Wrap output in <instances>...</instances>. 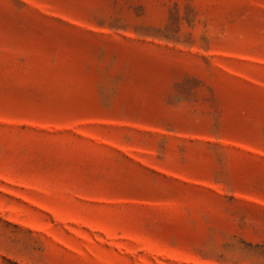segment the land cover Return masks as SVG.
Here are the masks:
<instances>
[{
	"label": "rangeland",
	"instance_id": "obj_1",
	"mask_svg": "<svg viewBox=\"0 0 264 264\" xmlns=\"http://www.w3.org/2000/svg\"><path fill=\"white\" fill-rule=\"evenodd\" d=\"M0 264H264V0H0Z\"/></svg>",
	"mask_w": 264,
	"mask_h": 264
}]
</instances>
